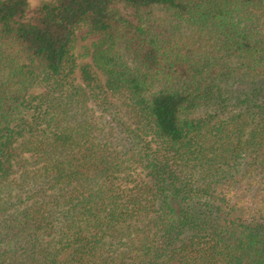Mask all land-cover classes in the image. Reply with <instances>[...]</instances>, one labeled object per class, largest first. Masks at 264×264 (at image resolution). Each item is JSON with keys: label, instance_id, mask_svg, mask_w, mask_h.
Instances as JSON below:
<instances>
[{"label": "trees", "instance_id": "16d2710c", "mask_svg": "<svg viewBox=\"0 0 264 264\" xmlns=\"http://www.w3.org/2000/svg\"><path fill=\"white\" fill-rule=\"evenodd\" d=\"M29 10L0 0V264H264V0Z\"/></svg>", "mask_w": 264, "mask_h": 264}, {"label": "rangeland", "instance_id": "374dc122", "mask_svg": "<svg viewBox=\"0 0 264 264\" xmlns=\"http://www.w3.org/2000/svg\"><path fill=\"white\" fill-rule=\"evenodd\" d=\"M29 1H30V10L27 13V18L32 16L35 8H37L43 0H29ZM119 11L122 16L126 17L134 24L137 25L139 23L137 17L134 15V12L131 9L119 6ZM97 40L98 37L90 33L88 29L80 30L77 33L74 53L78 63H80V61L83 59L81 56H87L85 60L91 61V57L89 56V50L92 44Z\"/></svg>", "mask_w": 264, "mask_h": 264}]
</instances>
